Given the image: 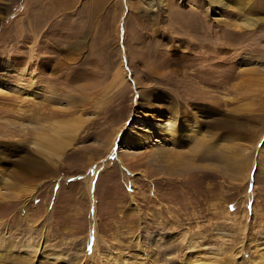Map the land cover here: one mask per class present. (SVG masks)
I'll list each match as a JSON object with an SVG mask.
<instances>
[{
	"label": "rangeland",
	"instance_id": "374dc122",
	"mask_svg": "<svg viewBox=\"0 0 264 264\" xmlns=\"http://www.w3.org/2000/svg\"><path fill=\"white\" fill-rule=\"evenodd\" d=\"M0 264H264V0H0Z\"/></svg>",
	"mask_w": 264,
	"mask_h": 264
},
{
	"label": "bare ground",
	"instance_id": "6f19581e",
	"mask_svg": "<svg viewBox=\"0 0 264 264\" xmlns=\"http://www.w3.org/2000/svg\"><path fill=\"white\" fill-rule=\"evenodd\" d=\"M159 125V124H158ZM152 129H153V127H151ZM146 129V131H149L150 132V128H145Z\"/></svg>",
	"mask_w": 264,
	"mask_h": 264
}]
</instances>
